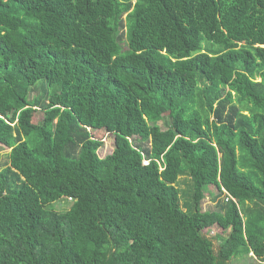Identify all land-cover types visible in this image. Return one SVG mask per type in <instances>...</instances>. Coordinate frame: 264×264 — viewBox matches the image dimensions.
<instances>
[{
    "label": "trees",
    "instance_id": "16d2710c",
    "mask_svg": "<svg viewBox=\"0 0 264 264\" xmlns=\"http://www.w3.org/2000/svg\"><path fill=\"white\" fill-rule=\"evenodd\" d=\"M3 148L0 264H264V0H0Z\"/></svg>",
    "mask_w": 264,
    "mask_h": 264
},
{
    "label": "rangeland",
    "instance_id": "374dc122",
    "mask_svg": "<svg viewBox=\"0 0 264 264\" xmlns=\"http://www.w3.org/2000/svg\"><path fill=\"white\" fill-rule=\"evenodd\" d=\"M39 93V88H35L34 89V92L32 93V97L37 95ZM38 108V107H37ZM43 117V112L39 109L37 110V112H35L34 114V121L35 122H39ZM167 118V117H166ZM161 124V123H160ZM92 135L94 138L98 139V140H101L103 143H102V146L98 149V155L99 157L101 158H104L106 155L110 154L113 150V147H114V139L112 137L111 134L109 133H105V132H102V131H92ZM9 149H1L0 152L2 153V161H1V164H7V157H6V154L9 153ZM186 179V178H185ZM184 180V179H183ZM183 180L180 179V184H179V188L184 191L186 190L187 186L183 183ZM210 192L213 193V195H209L208 193H206V196L205 198L202 200V209L203 211H215V210H218V207H217V202L214 201L212 198L214 196H216L218 194V191L214 188H210ZM55 208L58 209V210H62L64 208H67V206H65V203H62V202H58L55 204ZM208 231H205V235L208 237V238H211L212 239V242H213V245H214V249L217 248V241H215L213 238L214 236L216 235V231L215 230H211V229H207ZM225 235H227V232L225 233ZM245 264H262L260 261L256 260L255 258H252V261L251 260H247L245 262Z\"/></svg>",
    "mask_w": 264,
    "mask_h": 264
}]
</instances>
